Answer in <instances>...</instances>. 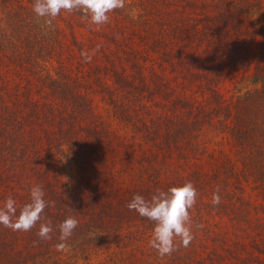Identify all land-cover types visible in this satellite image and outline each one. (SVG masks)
<instances>
[{"label":"trees","instance_id":"obj_1","mask_svg":"<svg viewBox=\"0 0 264 264\" xmlns=\"http://www.w3.org/2000/svg\"><path fill=\"white\" fill-rule=\"evenodd\" d=\"M32 6L33 0H0V65L5 70L8 68L9 73L27 72L58 96L61 105L56 108L47 105L45 114V105H34L24 88L19 90L15 85V90L10 91L7 88L9 79L0 74V160L9 169H14L28 152L36 156L39 150L35 141L39 137L38 131H41L46 139L47 163L40 175L44 182L43 190L47 188L44 199L48 203L41 220L30 231H13L0 225V264H58L71 252L102 241L110 232L120 233L124 225L132 226L136 220L146 226H155L135 210H129L127 204L134 195L151 200L157 189L167 191L172 187L170 184L155 186L153 182L152 186L137 185L126 191V195L105 189L102 185L105 166L97 151L102 148L104 139L110 138L109 132L95 121L89 100L79 90H73L72 81L59 68L61 62L58 58L63 47L60 20L64 15L93 33L99 30H94L82 18V13L75 10L72 13L62 11L53 21V26H49L45 23L47 18H39L33 13ZM255 11H260L262 21L256 28L259 39L257 56L253 60L240 40L248 33L242 22ZM109 15L110 26L107 28L113 29L115 35L108 38L117 47L123 45L126 51L135 52L132 45L137 41L146 51L156 54L161 62L170 63V56H177L178 62L187 61L194 65L192 73L198 74H182V94L191 90L196 78L202 80L205 87L203 98L198 101L190 97H169L170 92L161 84L156 86V95L166 101L165 114L158 116L141 103V97L151 94L152 90L146 85L139 59L131 60L129 67L132 71L129 73L125 72L124 65H121V71L112 68L111 84L101 76L107 77L108 73L103 72L108 71L107 68L104 67L102 72L97 69L94 81L102 99L111 107L113 117L131 126L141 139L162 147L167 154L177 151L181 157V151L193 133L200 131L205 123L218 125L221 130H226L243 154L241 168L237 171L225 155L213 157L212 177L216 179L223 175L236 179L237 175L246 182L251 179L264 197V0H126L124 9ZM103 35L99 36L106 38ZM70 43L80 54L83 52L73 34ZM127 61H130L129 57ZM226 65L234 69L245 67L244 73L250 72L246 79L242 77L239 80L245 86L235 87L236 95L231 101L218 94L213 85L214 77L207 78L211 71L222 75L221 70ZM204 92L209 95L204 96ZM121 93L136 96L137 107L132 104V108L129 102H124ZM158 101L162 103L161 99H155L153 105L156 106ZM50 122L51 128L47 126H51ZM61 145L73 152L74 160L83 173L77 184H63L64 189L59 191L60 186L56 182L61 184V179L53 167L56 153L64 152ZM155 177V174H149L145 179L148 181ZM187 182L195 186L198 195L200 191L209 189L206 197L212 200L216 189L208 180L206 184L196 172H192L179 186ZM209 201H203L202 205L217 207ZM30 202L31 199L20 202L16 208L17 217L23 206ZM73 215L79 222L78 226L66 241L67 249L57 251L56 245L61 242L59 225ZM49 222L53 228L52 239L45 241L37 233L41 223ZM255 249L264 255V246L256 245Z\"/></svg>","mask_w":264,"mask_h":264},{"label":"rangeland","instance_id":"obj_2","mask_svg":"<svg viewBox=\"0 0 264 264\" xmlns=\"http://www.w3.org/2000/svg\"><path fill=\"white\" fill-rule=\"evenodd\" d=\"M261 21L260 11H255L245 22H242L248 33L242 35L240 41L251 53L253 60L257 56L259 39L256 28L259 27ZM70 22L66 15L63 20H60L63 29V37H61L63 47L60 48L58 56L61 62L59 68L72 81L73 90H79L89 100L90 112L95 121L109 132L110 138L104 139L102 148H98L97 151L102 156L105 166V175L102 178L104 179L102 185L105 186V189L126 195V191L136 188L137 185L152 186L153 182H155V186L170 184L175 187L183 183L192 172H196L206 184L208 180L214 190L219 187L222 200L220 205L215 208L207 207L202 205V202L209 201L206 195L210 190L199 192L196 204L190 209L191 228L195 238L188 247H183L177 238L178 250L170 256L161 258L155 249L149 247L154 226H146L136 220L132 226L124 225L120 233L110 232L103 237L102 241L87 244L81 250L71 252L58 264H264V255L255 249L256 245L260 248L264 246V197L262 193L251 179L246 182L240 177L238 178L237 175L236 179L233 176L225 177L223 175L216 179L212 177L213 157L220 154L225 155L234 164L235 171L241 168L240 161L243 153L226 130H221L216 124L207 125L205 123L200 131L192 134L188 144L181 151L182 157L177 151L167 154L162 147L141 139L131 126L115 119L111 107L102 99L99 87L94 81L97 69L102 72L106 67L108 71L103 72L108 73L107 77L101 76L106 83L111 84L113 78L110 76V70L112 68L121 71V67L124 65L125 72L129 73L132 71L129 67L131 60L135 58L138 61L139 59L140 63H138L143 66L146 85L152 90L151 94L141 97V103H144L150 111L159 116L160 114L164 115L166 110L164 106L166 101L163 100V97L156 95V86H160V84L164 90L170 92L167 95L169 97H190L198 101L203 98L202 91L205 90V87L200 79H193L195 80L193 81L194 85H191V90H187L186 94H182L183 91L180 87V82L183 80L182 74L198 75L192 73L195 71L194 65H189L187 61L178 62L177 56H170V63L161 62L157 59L156 54L146 51L142 43L137 41L132 45L135 52H129L130 49L126 51V47L123 45L117 47L108 38L115 35L113 29L107 28L110 26L109 23L105 25L104 30L103 25L91 24L94 30H99L98 33H93L75 20H72L69 27ZM71 34L83 47V52L92 56L91 62H86L74 46L70 45ZM100 34H106L103 35L106 38L99 36ZM116 35L118 36V34ZM127 57L130 58V61H127ZM56 65L58 66L57 63ZM228 66L226 65L221 70L223 71L222 75H216L211 71L207 78L214 77L213 85L218 94L231 101V98H235L236 95L235 87L242 84L239 83V80H242V77L246 79L250 72L244 73L245 67L234 69ZM8 70L0 65V74L9 79L7 88L10 91L15 90V85L16 89L24 88L34 105L46 106L45 114H47V105L53 108L61 105L58 96L52 94L51 90L34 80L27 72L9 73ZM197 80L200 82L198 83ZM168 85L169 88L166 87ZM121 94L124 102H129L134 108L132 104L137 103L136 96L132 97L130 93L128 95ZM208 95L207 92L204 96ZM124 96L127 97L124 99ZM154 98L161 99L163 104L158 101L156 106L153 105ZM47 126L53 127L49 124ZM37 127L35 126V128ZM43 127H46L45 124ZM38 133L39 137L35 143L39 153L36 156L28 152L20 165L14 169H9V166L4 165L0 160V208L4 207L9 196L14 199L17 208L23 200L31 199L30 189L33 186L38 185L43 190L44 182L40 173L47 163L44 149L46 139L41 131ZM30 146L33 145L30 144ZM60 148L64 149V152L60 155L56 153L55 167H53L61 179V184L56 182L60 186L59 191L64 189L63 184L69 186L77 184L83 173L79 168V163L74 160L73 152L68 150L65 145H61ZM53 151L55 152V150ZM84 164H86L85 160ZM149 174H155L156 177L146 181L145 178ZM211 186L208 185L210 188ZM209 202L212 203V200ZM200 225L203 227H199Z\"/></svg>","mask_w":264,"mask_h":264},{"label":"clouds","instance_id":"obj_3","mask_svg":"<svg viewBox=\"0 0 264 264\" xmlns=\"http://www.w3.org/2000/svg\"><path fill=\"white\" fill-rule=\"evenodd\" d=\"M125 4L126 0H33L32 11L39 18H47L45 23L49 26H53V21L62 11L72 13L74 10L80 11L82 18L90 24L101 26L109 23L110 13L124 9ZM81 55L86 62H91V55L86 52H82ZM197 195L195 186L187 182L182 186L171 187L167 191L157 189L151 200H146L139 194L134 195L127 204L129 210H135L141 217L154 222L149 247L155 249L161 258L170 256L178 250L177 238L183 247H188L195 238L191 228L190 209L196 204ZM30 196L31 202L23 206L18 217L15 201L9 196L4 207L0 208V225L13 231L32 230L41 220L48 203L44 199V191L38 185L30 189ZM221 200L220 189L217 187L212 195V205L219 206ZM78 223L73 215L59 225L61 242L56 245L57 251L63 252L67 249L66 241L72 236ZM199 227L202 228L203 225ZM52 231L50 222L41 223L37 235L47 241L52 239Z\"/></svg>","mask_w":264,"mask_h":264}]
</instances>
